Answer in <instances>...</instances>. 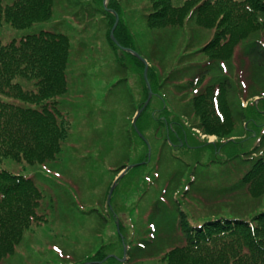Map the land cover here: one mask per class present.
Instances as JSON below:
<instances>
[{
	"label": "rangeland",
	"instance_id": "rangeland-1",
	"mask_svg": "<svg viewBox=\"0 0 264 264\" xmlns=\"http://www.w3.org/2000/svg\"><path fill=\"white\" fill-rule=\"evenodd\" d=\"M117 1L120 12L109 10L113 25L117 17L124 22L131 33L127 47L148 61L151 90L140 57L110 40L109 0H54L47 20L0 25L4 42L41 29L70 37L67 91L53 100L70 120L62 151L44 163L0 161L15 174L32 176L44 194V219L24 230L0 264H169V251L187 240L181 209L196 222L230 208L252 212L264 205V196L246 189L223 190L250 164L230 154L251 148L264 130V66L252 65L246 53L251 41L264 43V23L240 39L229 57L214 58L205 46L215 28L191 17L201 0L186 4L183 23L161 27L149 24L153 1ZM204 64L214 69L199 82ZM224 78L234 86L226 93L230 125L218 118L210 131L192 98ZM216 108L221 115L219 102ZM167 117H175L174 126L186 134L176 135L173 127L169 132ZM239 137L242 143H232Z\"/></svg>",
	"mask_w": 264,
	"mask_h": 264
},
{
	"label": "trees",
	"instance_id": "trees-1",
	"mask_svg": "<svg viewBox=\"0 0 264 264\" xmlns=\"http://www.w3.org/2000/svg\"><path fill=\"white\" fill-rule=\"evenodd\" d=\"M151 1L154 17H149V24L161 27L183 23L186 4L191 0L179 4L176 0ZM53 2L0 0V25L6 22L14 27H27L47 20L53 15ZM108 5L105 12L113 25L115 16L109 10L120 12L118 1L109 0ZM191 17L215 28L205 50L214 58H226L240 39L264 23V0H201ZM115 35L122 45L131 46V33L122 20L115 28ZM246 53L252 65L264 66L261 40L251 41ZM69 57L70 37L63 32L41 29L6 42L0 40V161L10 157L30 164L44 163L56 159L62 151L63 141L69 135L70 120L59 113L53 100L57 101L67 91ZM213 69L204 64L199 82ZM218 84L221 91L217 84L210 83L192 98L195 114L210 131L213 120L220 118L229 127L232 117L226 99V93L234 88L232 81L224 78ZM218 102L223 111L221 115L216 108ZM59 114L61 119L57 117ZM166 120L169 132L171 127L177 128L175 117ZM178 130L179 134H186L182 126ZM176 131L174 133L179 135ZM257 134V142L251 148L230 154L250 164L238 181L223 188L225 192L239 188L254 197L264 196V130ZM241 140L239 137L232 143L240 144ZM43 196L32 176L15 174L0 166V259L13 252L26 228L44 219L40 211ZM180 215L187 240L169 251V264H264V205L252 212L230 208L229 212L209 214L196 222L189 220L182 209ZM98 255L107 254L99 251Z\"/></svg>",
	"mask_w": 264,
	"mask_h": 264
},
{
	"label": "water",
	"instance_id": "water-1",
	"mask_svg": "<svg viewBox=\"0 0 264 264\" xmlns=\"http://www.w3.org/2000/svg\"><path fill=\"white\" fill-rule=\"evenodd\" d=\"M118 21H119V18L117 17V18H116V21H115V23H114V25H113V27H112V29H111V36H112V39H113L114 42H115L116 44H118L120 47H122L123 49H126V50L131 51L132 53L136 54V56L140 57V59L144 62V64H145V72H144V76H145V79H146V81H147V83H148L149 89L151 90V85H150V82H149V80H148V67H149V63H148V61H147L144 57H142V56L139 55L137 52H135V51L133 50V48L123 46V45L120 43V41L117 39V37L115 36L114 32H115V28H116V26H117V24H118ZM149 99H150V96H149L148 100H149ZM148 100L145 101L144 104H143V106H142L141 108L138 109V113H137V115L135 116V119H134V122H133V124H134L135 127H136V125H137V124H136L137 118H138V116L140 115V113L143 111V109L147 106V104H148V102H149ZM137 130H138V129H137ZM138 132L140 133V135H141L144 139H146L145 136H144L139 130H138ZM146 141H147V140H146ZM127 168H129V167H127ZM127 168H125V170H126ZM124 172H125V171H124ZM124 172L122 173V175L124 174ZM122 175H121V176H122ZM116 183H117V180L113 183V185H112V187H111V189H110L109 197H108V201H109V202H110V200H111V196H112V193H113V190H114V188H115ZM85 264H87V263H85Z\"/></svg>",
	"mask_w": 264,
	"mask_h": 264
},
{
	"label": "flooded vegetation",
	"instance_id": "flooded-vegetation-1",
	"mask_svg": "<svg viewBox=\"0 0 264 264\" xmlns=\"http://www.w3.org/2000/svg\"><path fill=\"white\" fill-rule=\"evenodd\" d=\"M177 133L179 134V130L177 131Z\"/></svg>",
	"mask_w": 264,
	"mask_h": 264
}]
</instances>
